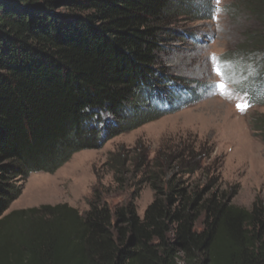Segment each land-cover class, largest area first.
<instances>
[{
  "label": "trees",
  "instance_id": "obj_1",
  "mask_svg": "<svg viewBox=\"0 0 264 264\" xmlns=\"http://www.w3.org/2000/svg\"><path fill=\"white\" fill-rule=\"evenodd\" d=\"M174 1L0 0V264H264V202L232 203L193 151L131 161L153 193L142 216L98 188L82 212L6 213L31 173L198 99L156 67ZM250 1L264 20V0ZM126 162L108 157L117 187Z\"/></svg>",
  "mask_w": 264,
  "mask_h": 264
},
{
  "label": "rangeland",
  "instance_id": "obj_2",
  "mask_svg": "<svg viewBox=\"0 0 264 264\" xmlns=\"http://www.w3.org/2000/svg\"><path fill=\"white\" fill-rule=\"evenodd\" d=\"M174 2L181 9L167 26L175 33L163 43L156 67L171 81L166 85L187 87L198 99L73 154L53 173H31L6 213L61 203L82 212L98 188L111 207L134 197L142 216L153 193L131 161L187 159L189 151L231 193L232 203L249 208L264 202V20L251 11L250 0ZM110 154L127 161L123 188L113 181Z\"/></svg>",
  "mask_w": 264,
  "mask_h": 264
},
{
  "label": "snow or ice",
  "instance_id": "obj_3",
  "mask_svg": "<svg viewBox=\"0 0 264 264\" xmlns=\"http://www.w3.org/2000/svg\"><path fill=\"white\" fill-rule=\"evenodd\" d=\"M211 59H212V57H210V56H206V57H205V60H206V61H209V60H211ZM212 71L215 72V73L218 74V75L220 74V73H219V70L215 67V65H213V67H212ZM237 108H238V109H241V106L238 104V105H237ZM241 110H243V109H241Z\"/></svg>",
  "mask_w": 264,
  "mask_h": 264
},
{
  "label": "clouds",
  "instance_id": "obj_4",
  "mask_svg": "<svg viewBox=\"0 0 264 264\" xmlns=\"http://www.w3.org/2000/svg\"><path fill=\"white\" fill-rule=\"evenodd\" d=\"M247 101H248V103H250L249 101H251V100H250V99H248ZM251 102H252V101H251Z\"/></svg>",
  "mask_w": 264,
  "mask_h": 264
}]
</instances>
